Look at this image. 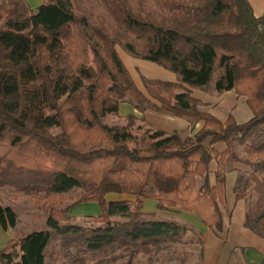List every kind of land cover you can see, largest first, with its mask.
<instances>
[{
    "label": "trees",
    "instance_id": "1",
    "mask_svg": "<svg viewBox=\"0 0 264 264\" xmlns=\"http://www.w3.org/2000/svg\"><path fill=\"white\" fill-rule=\"evenodd\" d=\"M89 1L44 0L32 17L27 0H0V188L42 199L81 190L71 204L49 209L48 229L1 249L0 264H48L53 238L65 253H84L182 242L194 230L186 220L145 211L146 200L160 213L187 212L221 232L228 159L252 167L238 176L235 199L247 201L245 225L264 238V14L249 0H158L159 17L130 0H108L116 21L109 30ZM117 46L179 81L145 79L142 91ZM191 88L233 90L253 116L239 124L201 112ZM129 100L142 112L157 101L203 125L184 139L139 133L132 114L125 125L105 122ZM214 160L220 164L212 182ZM111 194L131 198L109 201ZM90 203L99 213L74 222L72 208ZM17 223V211L0 199V227Z\"/></svg>",
    "mask_w": 264,
    "mask_h": 264
},
{
    "label": "rangeland",
    "instance_id": "2",
    "mask_svg": "<svg viewBox=\"0 0 264 264\" xmlns=\"http://www.w3.org/2000/svg\"><path fill=\"white\" fill-rule=\"evenodd\" d=\"M46 1V0H45ZM158 0H130L135 10L146 11L155 16H161V8ZM89 9L96 19L102 21L104 26L112 30L115 26V17L112 12L111 2L108 0H90L88 2ZM40 8H33L31 11L32 17H37ZM117 51L131 73L136 85L144 92L145 79H160L165 81L178 82L179 77L176 73L160 66L151 61H147L128 54L123 47L117 46ZM224 94V95H223ZM191 95L197 100V108L201 112L209 113L216 116L220 120L227 121L232 118V121L237 123H245L253 116L252 110L246 103L245 97L238 96L235 91L230 94L225 92H216L213 89L191 88ZM237 96V97H235ZM157 107L138 111L135 104L129 100L121 104L118 115H109L105 118L108 124L125 125L127 116H134V128L139 133H154L161 131L165 136L178 133L182 138H195L198 130L203 123L191 118L177 117L176 115L161 108V104L154 101ZM217 113L219 116H217ZM224 145L218 144L216 147L223 149ZM242 157H245V151L242 147L236 148ZM224 163L223 171L227 174V196L230 203L235 196L234 186L238 176L247 174L252 168L249 165L242 163L238 164L231 159ZM219 161L214 160L211 166V181H214V172L219 168ZM236 166L240 172L234 171L232 167ZM235 172V173H234ZM244 172V173H243ZM233 174V175H232ZM236 174V176H235ZM235 176V177H234ZM230 178L236 179L234 184ZM230 179V180H229ZM198 184H203V179H198ZM81 190H74L62 196H54L48 199H42L38 194H27L17 191L14 188L1 187L0 199L3 205L13 206L18 214V223L16 227L10 228L7 231L0 230V250L4 249L12 240L19 242L26 234L40 229H48L46 219L49 209L54 206L65 207L71 204L78 198ZM120 198L127 199L129 196H119L111 194L107 197L109 201H115ZM245 209L247 201H243ZM226 207H224L225 209ZM242 209L240 205L236 208ZM144 210L155 212L158 217L190 219L189 224H196V218L191 217L187 212H181L177 209L170 212L157 211V204L154 200H147L144 203ZM99 206L96 203L79 204L72 208L70 216L72 220L78 223H84L86 216L97 215ZM226 220H228V211H225ZM187 216V218H185ZM199 225V223H197ZM194 230H188L182 242H170L160 245H151L148 249L138 245H114L106 247L101 251L80 253L76 249H70L65 253L60 249L59 239L53 238L49 247L47 263L48 264H201V242L202 234L195 227ZM191 231V232H190ZM53 254L56 261L51 259ZM14 252H19V246H16Z\"/></svg>",
    "mask_w": 264,
    "mask_h": 264
},
{
    "label": "crops",
    "instance_id": "3",
    "mask_svg": "<svg viewBox=\"0 0 264 264\" xmlns=\"http://www.w3.org/2000/svg\"><path fill=\"white\" fill-rule=\"evenodd\" d=\"M27 1L32 10L33 8H41L44 3V0ZM249 1L257 16L264 14V0ZM232 92L233 90L225 93L230 94ZM217 116H219L218 113ZM228 177L229 176H227V180ZM230 179L234 184L236 179ZM232 202L233 204L230 203L227 196V208L222 209L225 224L221 232L203 226L196 216L184 212L186 215H190L197 219L196 224L192 223V227H195L202 234V242L200 243L201 264H264V238L245 225L246 209L243 200L236 201L234 196ZM238 205L243 208H240V210H238L239 214H236ZM225 211H228V220H226ZM185 218H187V216H185ZM189 220L190 219H186L188 223H190ZM197 223H199V225H197ZM0 230L3 231L1 227Z\"/></svg>",
    "mask_w": 264,
    "mask_h": 264
}]
</instances>
